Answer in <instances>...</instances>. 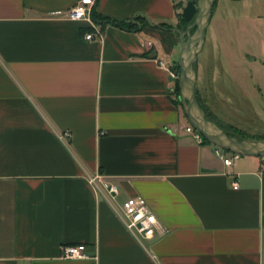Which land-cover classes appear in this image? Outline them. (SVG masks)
<instances>
[{
	"label": "crops",
	"instance_id": "1",
	"mask_svg": "<svg viewBox=\"0 0 264 264\" xmlns=\"http://www.w3.org/2000/svg\"><path fill=\"white\" fill-rule=\"evenodd\" d=\"M76 1L0 0V264H264V157L226 165L185 130L171 96L181 31L108 24L87 40L89 23L66 17ZM245 1L264 28V0ZM179 2L93 9L175 25ZM130 196L157 219L142 243L114 210ZM63 244L87 257L61 258Z\"/></svg>",
	"mask_w": 264,
	"mask_h": 264
},
{
	"label": "rangeland",
	"instance_id": "2",
	"mask_svg": "<svg viewBox=\"0 0 264 264\" xmlns=\"http://www.w3.org/2000/svg\"><path fill=\"white\" fill-rule=\"evenodd\" d=\"M255 13L245 0H217L193 67L207 118L234 137L264 141V28Z\"/></svg>",
	"mask_w": 264,
	"mask_h": 264
},
{
	"label": "water",
	"instance_id": "3",
	"mask_svg": "<svg viewBox=\"0 0 264 264\" xmlns=\"http://www.w3.org/2000/svg\"><path fill=\"white\" fill-rule=\"evenodd\" d=\"M213 3L214 0H186L180 11L181 17L189 22L184 31L186 36L184 42L183 33L179 32L181 42L178 53L180 69L178 86L182 110L189 124L209 143L238 156L264 157L263 140L239 139L229 136L222 128L206 118L196 99V74L193 64L204 41L205 28L209 24ZM190 29L193 31L190 32Z\"/></svg>",
	"mask_w": 264,
	"mask_h": 264
},
{
	"label": "built area",
	"instance_id": "4",
	"mask_svg": "<svg viewBox=\"0 0 264 264\" xmlns=\"http://www.w3.org/2000/svg\"><path fill=\"white\" fill-rule=\"evenodd\" d=\"M94 0H77L74 5L66 11V17L71 20H83L91 26L92 30L84 34L85 39L94 40L101 39L102 31L91 19V11L93 9ZM173 77L178 78V74L171 73ZM173 90V89H172ZM172 93V92H171ZM172 99L176 96L172 93ZM185 130L191 133L195 138L201 140L202 136L190 124L185 127ZM68 132H63L62 136H68ZM217 155L223 159L224 164L230 165L232 158L238 155L232 153V157H227L225 151L216 148ZM89 183L97 191L104 190L105 198L113 206L116 194L118 193L117 186L107 182L101 173H96L88 178ZM102 187V189H101ZM232 187L237 188V182H232ZM118 218L125 229L139 242L148 240L154 237L157 232V219L151 209L139 198L130 196L126 198L119 208H114ZM86 245L84 244H63L60 246V257L65 259L85 258Z\"/></svg>",
	"mask_w": 264,
	"mask_h": 264
},
{
	"label": "trees",
	"instance_id": "5",
	"mask_svg": "<svg viewBox=\"0 0 264 264\" xmlns=\"http://www.w3.org/2000/svg\"><path fill=\"white\" fill-rule=\"evenodd\" d=\"M215 1L216 0H214V2ZM176 6L180 7L181 3L179 2L178 4H176ZM91 19L96 25H98V27L100 29L104 28V26H106L108 24H111V25L117 26V27L125 29V30L137 32V31H140L143 27L149 26V27L159 28V29H162L165 31H173V30L174 31L177 30L178 32L181 31L183 33V37H185V34H184V30H182L181 28H185L186 23H189L181 17L180 13L177 14L176 24L171 25V24H168L166 22H154L150 18L145 16L144 14H140V13H137L131 17L121 19V20L111 19V18H108V17H105V16L99 14L95 9H92V11H91ZM193 29H191L190 32H192ZM87 30H92L91 26ZM172 69L175 73L179 74L180 69H179V65H178V60L172 66ZM172 93L176 96V99L174 100V102L177 104V106H179L182 109V103H181V100L179 99L180 91H179L177 78L175 79ZM205 116H206V114H205ZM206 118H207V116H206ZM226 133L229 136H232L230 133H228V132H226ZM237 138L242 139V137H237ZM202 140L204 142L209 143L203 137H202ZM225 152H228V151H225Z\"/></svg>",
	"mask_w": 264,
	"mask_h": 264
}]
</instances>
